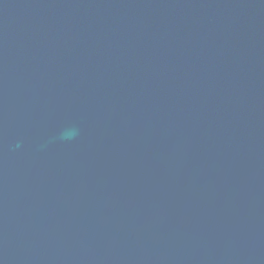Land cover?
Here are the masks:
<instances>
[{"label": "water", "instance_id": "1", "mask_svg": "<svg viewBox=\"0 0 264 264\" xmlns=\"http://www.w3.org/2000/svg\"><path fill=\"white\" fill-rule=\"evenodd\" d=\"M0 264H264V0H0Z\"/></svg>", "mask_w": 264, "mask_h": 264}]
</instances>
